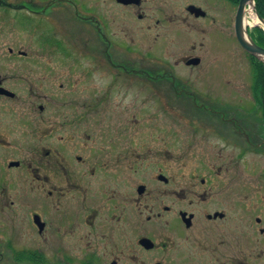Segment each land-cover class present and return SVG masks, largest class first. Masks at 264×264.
<instances>
[{"label": "flooded vegetation", "instance_id": "af4514ba", "mask_svg": "<svg viewBox=\"0 0 264 264\" xmlns=\"http://www.w3.org/2000/svg\"><path fill=\"white\" fill-rule=\"evenodd\" d=\"M234 4L0 0V247H29L13 264H264Z\"/></svg>", "mask_w": 264, "mask_h": 264}, {"label": "rangeland", "instance_id": "374dc122", "mask_svg": "<svg viewBox=\"0 0 264 264\" xmlns=\"http://www.w3.org/2000/svg\"><path fill=\"white\" fill-rule=\"evenodd\" d=\"M251 7L252 6H248V9L246 12V16H247L246 20L247 19L250 20ZM236 10H237V4L236 3L234 4V6H229L228 11L226 10L227 12L232 13L233 20L235 18ZM255 26H253V27L248 26L249 35L251 37L253 36L255 29L259 28V27H257V25H255ZM234 28H235V24H234ZM15 36L18 37L22 41H25L28 38V34L24 32V29H21L18 26L16 27V30H15ZM233 38H234V30H233ZM1 45H3V41L1 43ZM9 46H12V44H7L5 46L6 49H8ZM251 58L252 57L247 56L246 54L239 55V58L237 55H235L234 59H231L230 62H227L226 64H228V66H229L228 68L231 69V72L234 75L233 81L235 83L240 84V85H242V84L248 85L249 84L251 86V88L253 87V89L255 90V87H254V82H255L254 81V75H255L254 74V60ZM256 101H257L256 117L259 120L260 117H263L262 105L260 104L257 97H256ZM186 114H187V109L178 108L176 111L177 116H183ZM263 122H264V118H263ZM263 158L264 157H262V156L260 157L259 155H257L256 161L258 162V164H264ZM190 161L193 164H199L200 163L199 161L196 160V158H193V157L190 158ZM26 248H29V247H0V264H13V253H12V251H14V249H16L18 251L20 249H26ZM19 254H21L20 251L18 252V256H20ZM18 264H20V263H18ZM21 264H27V263L23 262Z\"/></svg>", "mask_w": 264, "mask_h": 264}, {"label": "water", "instance_id": "95a60500", "mask_svg": "<svg viewBox=\"0 0 264 264\" xmlns=\"http://www.w3.org/2000/svg\"><path fill=\"white\" fill-rule=\"evenodd\" d=\"M248 6L254 7L258 19L264 24V19L256 10L255 0H240L235 16V36L238 44L246 53L264 63V48L259 46L249 35L248 25L246 24ZM262 29L264 30V28Z\"/></svg>", "mask_w": 264, "mask_h": 264}, {"label": "trees", "instance_id": "16d2710c", "mask_svg": "<svg viewBox=\"0 0 264 264\" xmlns=\"http://www.w3.org/2000/svg\"><path fill=\"white\" fill-rule=\"evenodd\" d=\"M234 3H238L239 0H233ZM256 9L259 15L264 19V0H255ZM253 39L258 45L264 48V31L261 28H256L253 33ZM254 60V87L256 97L258 98L260 104L262 105V113L264 118V63Z\"/></svg>", "mask_w": 264, "mask_h": 264}, {"label": "bare ground", "instance_id": "6f19581e", "mask_svg": "<svg viewBox=\"0 0 264 264\" xmlns=\"http://www.w3.org/2000/svg\"><path fill=\"white\" fill-rule=\"evenodd\" d=\"M246 24L249 27H253V26L257 25V27L259 26V27L264 28V24L258 19L253 6L251 7L250 20L247 19Z\"/></svg>", "mask_w": 264, "mask_h": 264}]
</instances>
